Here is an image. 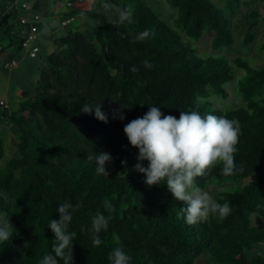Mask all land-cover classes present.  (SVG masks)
Masks as SVG:
<instances>
[{"label": "trees", "instance_id": "obj_1", "mask_svg": "<svg viewBox=\"0 0 264 264\" xmlns=\"http://www.w3.org/2000/svg\"><path fill=\"white\" fill-rule=\"evenodd\" d=\"M165 1L176 10L173 26L145 0H109L134 7L133 23L119 28L108 23L115 17L97 1L86 11L88 19L95 21L94 41L71 31L54 39L32 95H26L16 110L1 105L3 121L11 123L16 135L17 155L0 167V211L13 225V237L0 244V264H39L45 254L55 255L51 252L55 237L48 224L59 219L56 210L66 200L80 205L71 211L67 229L77 234L74 264H111L108 255L116 247H123L130 264H196L201 255L209 264H264V229L251 224L252 215L264 216V65L254 68L240 58L229 61L223 55L201 57L190 42L212 31L213 50L230 46L229 15L241 2L219 0L221 7L212 0ZM12 2L0 0V25L11 24L9 19L17 12ZM256 2L264 4V0L249 3ZM145 29L153 34L133 42ZM251 41L248 35L246 44ZM41 55L39 49L31 59ZM144 59L154 65L151 71L143 68ZM232 65L245 73L237 83L243 105L218 109L209 97H228L225 85L234 80ZM133 66L140 71L131 72ZM197 96L204 99L199 106ZM84 104H103L108 122L97 120L94 112L82 113ZM120 105L125 108L123 121L113 118V109ZM150 106L177 119L180 111L197 110L201 115L239 121L235 159L238 166L244 164V171L226 177L217 165L196 180L202 189L213 181L242 182L214 197L232 206L223 220L210 216L207 222L188 225L180 215L186 205L173 198L164 182L149 188L143 183L145 177L133 171L138 149L129 144L123 127ZM2 141L0 136V159ZM102 151L113 158L105 165L107 177L97 175L95 162L86 160L88 154ZM105 198L111 212L103 206ZM97 211L110 219L108 228L99 233L101 245L94 247L89 229ZM114 237H119V244ZM256 245L263 246L257 251L260 255L250 259L248 252Z\"/></svg>", "mask_w": 264, "mask_h": 264}, {"label": "clouds", "instance_id": "obj_2", "mask_svg": "<svg viewBox=\"0 0 264 264\" xmlns=\"http://www.w3.org/2000/svg\"><path fill=\"white\" fill-rule=\"evenodd\" d=\"M100 7L109 12L114 19L108 23L116 28L125 24L133 23L134 7L116 5L109 0H99ZM90 23H95L89 20ZM57 26L56 20L45 22L40 29V35H48L52 28ZM150 29L137 33L133 42L144 41L152 35ZM146 71H151L154 65L148 60L142 61ZM131 72L136 73L140 68L133 66ZM197 106L204 102L203 97H196ZM103 104L95 106L84 104L80 111L85 114L94 112L95 118L107 123L108 116L102 111ZM124 107L113 109V118L125 119ZM74 126V125H73ZM123 132L129 144L138 149V163L133 171L142 174L145 179L143 183L149 188L152 186L166 184L168 191L177 201L183 202L186 207L180 209V215L188 225L207 222L210 216H216L223 220L232 212L229 202L223 204L206 190L197 185L196 180L209 173L217 165L221 168V175L233 176L244 171V164L236 163L237 145L241 135V126L238 120L229 119L225 116L213 114L201 115L197 110L180 111L179 118L173 115H165L160 107L150 106L149 110L142 116L137 117L123 127ZM87 161L95 162L97 175L108 176L106 164L111 163L113 158L107 152L88 154ZM147 162V167L144 162ZM126 165L127 161H121ZM8 200L7 194L4 195ZM80 205H73L65 201L57 208L59 219H51L48 228L54 234L51 245L52 254H45L39 264H74L73 242L76 232H69L68 225L72 220L71 211ZM103 206L109 212L112 211L110 202L105 198ZM110 217L97 211L91 220L92 244L99 247L102 240L99 233L108 228ZM13 237V225L7 213L0 211V244L6 243ZM117 244L119 237H114ZM249 258L260 255L253 246L248 253ZM111 264H130L131 257L126 254L123 247H116L109 255Z\"/></svg>", "mask_w": 264, "mask_h": 264}, {"label": "rangeland", "instance_id": "obj_3", "mask_svg": "<svg viewBox=\"0 0 264 264\" xmlns=\"http://www.w3.org/2000/svg\"><path fill=\"white\" fill-rule=\"evenodd\" d=\"M145 1L156 12V14L159 16L161 20H163L169 26H173V22L176 19V10L169 7L166 4L165 0H145ZM212 1H214L218 6L223 7V5L219 0H212ZM250 1L251 0H240L241 4L239 9L236 11L234 15H229L230 28L233 34V43L230 46L220 48L219 50H213L212 42L214 40L215 33L212 31L204 32L199 40L190 41L197 55L201 57H206L210 55L212 56L223 55L229 61H233L236 58H240L241 60L249 63L254 68H259L264 65V21H262L261 19L262 15L264 14V4L256 2V4L251 5L249 3ZM259 13L260 16H258ZM74 21H72L71 23L74 24L73 23ZM15 26L18 28V25ZM65 31L66 30H64L63 32ZM95 31L96 28L93 25V23H90L88 21L86 30H84L85 37L90 41H94ZM248 35L252 36V41L247 45L246 39ZM0 43L5 46L6 44H8V41L4 39ZM41 44H42L41 45L42 55L40 59L43 60L44 57L47 55L50 45H48L47 43H41ZM14 45H16V42H14ZM25 63L26 65L29 64L27 60L25 61ZM232 68L235 75L234 80L225 85V89L227 90L228 97L226 99H222L213 94H210L209 100L212 102L213 106L218 109L228 110L232 107L243 105L239 100L240 95L237 89V83L239 79L244 76L245 73L243 70L236 68L234 65H232ZM1 73H3V70L1 69V65H0V74ZM5 76H6L5 78L3 76H0V81L5 82L4 84L6 85V87L9 81H12L13 83L16 82L12 79L11 73H8ZM31 78H34V75ZM36 80L37 78H34L33 81L36 83ZM12 82L10 86L11 90L8 91L9 93H7L6 87L3 86V97L5 98L4 101L8 104V106L11 107V109L15 110V108H13L15 107L13 105L15 100H14V95L12 93V91L14 90L13 88L14 84ZM35 83L26 84L21 81H18L16 82V88L18 89L22 85H24L25 86L24 88L26 89L25 91L26 94L30 95V93H33L34 91V89L32 90V88L35 87ZM209 90L210 92H212V89L209 88ZM3 111L4 109L0 106V112ZM7 126L9 125L6 126L1 125V130H0L1 131L0 136L3 139L2 142L4 143L3 145L4 157L0 159V167L4 166L9 159L17 155V150H16L17 141H14L13 143L9 142L11 138V134H10L11 129L7 128ZM228 181L208 182L204 190L208 191L213 197H215L221 192L234 190L237 188V186L240 187L242 185L241 181L237 183H234L233 181H229V182ZM251 224L255 226H259L264 229V216L252 215ZM261 246L262 245H256V251H258ZM261 249L264 250V248ZM263 250L260 251L262 252ZM251 251L252 249L248 253H250ZM206 259L207 258L205 255H201L197 259L196 264H209Z\"/></svg>", "mask_w": 264, "mask_h": 264}, {"label": "crops", "instance_id": "obj_4", "mask_svg": "<svg viewBox=\"0 0 264 264\" xmlns=\"http://www.w3.org/2000/svg\"><path fill=\"white\" fill-rule=\"evenodd\" d=\"M28 4V10L22 11L19 8H17L16 14H14L13 17L9 19L11 24L9 26L7 24L0 25V42L6 39L8 41V44L5 46L0 43V65L1 69L3 70V73L0 74V76L6 77L8 73H11L12 79L16 82L21 81L23 83L29 84V83H35L33 80L34 78L38 79V73L39 69L42 68L45 64L44 59L36 58L31 59L29 56L23 52L20 48V41L25 33V29L18 25L17 19L21 15H27V14H37L41 17V21L39 23L38 27V46L41 52V43H47L50 45V48L48 49L47 54L51 53L53 51V40L59 37L64 36L68 32H81L84 33V30H86V27L88 25V16L86 14V11H90L97 1L99 0H82L81 3H78L76 0H24ZM68 1H73L72 7H67L66 3ZM68 15L75 16L74 24H69L68 26L61 27L59 25V22L66 18ZM56 20L57 26L52 28L50 33L48 35L41 36L40 29L42 28L43 24L45 22H48L50 20ZM18 25V28L15 26ZM66 30L65 32H63ZM14 42H16V45H14ZM28 61L29 64L26 65L25 61ZM13 62L12 67L5 66L6 63ZM15 71V72H14ZM34 75V78H31ZM4 81V79H3ZM12 81H7V87L4 84L5 82L0 81V102L3 103V106H7V110L10 111L11 107L8 106V104L4 101L3 97V86L6 87L7 93L11 90ZM16 82H12L14 90L12 91L14 95V106L15 110L18 108L19 104L24 100L26 95V89L25 86L22 85L20 88H16ZM37 82V80H36ZM36 85V83H35ZM35 87L32 88V90ZM34 92V91H33ZM32 95V93H30ZM1 106V105H0ZM2 107V106H1ZM3 108V107H2ZM4 109V108H3ZM5 110V109H4ZM13 110V109H12ZM4 117L1 116L0 112V125L7 126V128H10V134L11 138L9 140L10 143H13L16 141V135L13 132V127L11 123L3 121ZM1 132V131H0Z\"/></svg>", "mask_w": 264, "mask_h": 264}, {"label": "built area", "instance_id": "obj_5", "mask_svg": "<svg viewBox=\"0 0 264 264\" xmlns=\"http://www.w3.org/2000/svg\"><path fill=\"white\" fill-rule=\"evenodd\" d=\"M78 3H81L82 0H76ZM12 5H14L16 8H19L22 11L28 10V4L24 0H14L12 2ZM67 7L73 6V1H68L66 3ZM3 17V13L0 11V20ZM75 20V16L70 15L66 18L62 19L60 21V26L65 27L69 25L72 21ZM41 21V17L37 14H27V15H21L17 19V23L19 26L23 27L25 29V33L23 34L21 41H20V48L23 52H25L29 58H35L37 54L39 53V46L37 43L38 40V25ZM13 62H8L5 64L7 67H12ZM0 105H3L2 102H0ZM1 130V125H0Z\"/></svg>", "mask_w": 264, "mask_h": 264}]
</instances>
